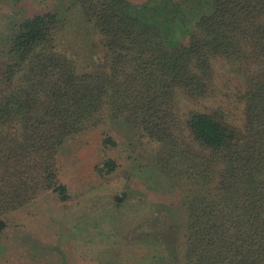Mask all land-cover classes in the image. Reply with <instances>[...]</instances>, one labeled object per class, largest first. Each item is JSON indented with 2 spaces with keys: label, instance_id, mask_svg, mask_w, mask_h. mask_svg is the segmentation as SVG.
<instances>
[{
  "label": "trees",
  "instance_id": "obj_1",
  "mask_svg": "<svg viewBox=\"0 0 264 264\" xmlns=\"http://www.w3.org/2000/svg\"><path fill=\"white\" fill-rule=\"evenodd\" d=\"M131 4L69 0L62 13L26 18L9 38L8 90L0 95V214L49 190L67 201L60 147L76 133L124 118L158 142L166 176L186 182L185 264H264V0H213L190 42L176 46ZM73 9L100 36L106 62L99 69H83L58 49ZM218 60L245 86L233 94L244 105L241 125L221 108L180 110L182 97L209 98ZM101 144L117 142L104 131ZM102 164L107 172L117 168L113 159Z\"/></svg>",
  "mask_w": 264,
  "mask_h": 264
},
{
  "label": "rangeland",
  "instance_id": "obj_2",
  "mask_svg": "<svg viewBox=\"0 0 264 264\" xmlns=\"http://www.w3.org/2000/svg\"><path fill=\"white\" fill-rule=\"evenodd\" d=\"M129 1L135 16L161 27L170 46L188 44L199 19L213 11V0ZM68 4L0 0V95L8 90L7 45L20 23L37 14L62 13ZM66 17L70 24L58 33V49L83 69L103 67L106 53L100 36L77 10ZM244 87L235 70L218 60L209 98L182 97L179 107L183 113L221 108L231 122L241 125L244 105L233 94ZM124 120L108 119L105 125L68 137L60 147L58 177L67 185V201L49 190L0 214L6 224L1 242L7 245L0 264H185L186 182L166 176L157 163L158 142ZM104 131L116 146H102ZM106 159L116 161V170L101 169Z\"/></svg>",
  "mask_w": 264,
  "mask_h": 264
},
{
  "label": "crops",
  "instance_id": "obj_3",
  "mask_svg": "<svg viewBox=\"0 0 264 264\" xmlns=\"http://www.w3.org/2000/svg\"><path fill=\"white\" fill-rule=\"evenodd\" d=\"M6 227V224H5V226L3 227V228H1L0 230H3L4 228ZM3 243L1 242V236H0V261H1V254H2V249L3 248H5L7 245L6 244H3Z\"/></svg>",
  "mask_w": 264,
  "mask_h": 264
}]
</instances>
